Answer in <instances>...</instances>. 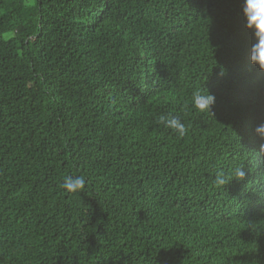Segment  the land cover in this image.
<instances>
[{
    "label": "trees",
    "instance_id": "obj_1",
    "mask_svg": "<svg viewBox=\"0 0 264 264\" xmlns=\"http://www.w3.org/2000/svg\"><path fill=\"white\" fill-rule=\"evenodd\" d=\"M241 3L0 0V264H264V71Z\"/></svg>",
    "mask_w": 264,
    "mask_h": 264
},
{
    "label": "clouds",
    "instance_id": "obj_2",
    "mask_svg": "<svg viewBox=\"0 0 264 264\" xmlns=\"http://www.w3.org/2000/svg\"><path fill=\"white\" fill-rule=\"evenodd\" d=\"M241 15L244 18V27L253 33L254 43L248 53L249 63L264 71V0H242ZM216 102V97L208 90L197 89L192 94V107L203 113H211V109ZM159 123L164 127L174 130L180 136L187 132V128L182 120L176 116H160ZM254 134L264 141V122L258 123L254 129ZM258 157H264V144H260L259 151H255ZM234 179L243 180L245 172L243 168L234 169ZM228 182L223 173L218 172L214 183L225 185ZM86 184L84 176L65 177L62 187L67 192H77L83 189Z\"/></svg>",
    "mask_w": 264,
    "mask_h": 264
}]
</instances>
